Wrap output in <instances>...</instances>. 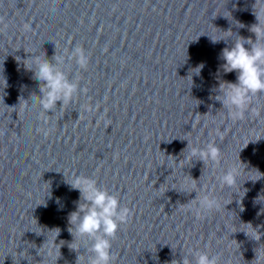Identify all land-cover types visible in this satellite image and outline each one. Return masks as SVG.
<instances>
[{
	"label": "water",
	"instance_id": "obj_1",
	"mask_svg": "<svg viewBox=\"0 0 264 264\" xmlns=\"http://www.w3.org/2000/svg\"><path fill=\"white\" fill-rule=\"evenodd\" d=\"M254 3L0 0L7 24H0V264H76L68 218L80 193L65 178L73 173L96 179L131 210L112 240L113 264H170L190 249L220 264H250L257 248L264 252V236L256 241L242 231L251 223L264 233V197L256 201L264 196L257 172L264 174V93L253 98L260 115L237 122L215 100L221 80L237 79L223 72L220 53L239 36L255 39ZM209 35L226 42L213 44ZM80 45L87 69L74 55ZM31 55H58L53 63L78 85L66 112L58 102L40 117L32 96L40 95L39 82L25 66ZM201 65L198 75L191 71ZM21 97L30 111H20ZM88 103L98 111L84 112ZM43 119L53 129L47 137L37 131ZM186 139L198 147L214 140L221 163H179ZM230 165L240 166L231 189L217 180ZM192 179L219 199V210L201 219L186 210L196 193L182 190ZM57 228L55 240L48 231ZM76 246L86 251L82 241Z\"/></svg>",
	"mask_w": 264,
	"mask_h": 264
},
{
	"label": "clouds",
	"instance_id": "obj_2",
	"mask_svg": "<svg viewBox=\"0 0 264 264\" xmlns=\"http://www.w3.org/2000/svg\"><path fill=\"white\" fill-rule=\"evenodd\" d=\"M253 14L257 23H254L249 31L255 35V39L239 36L234 45L225 47L219 56V59L224 61L221 65L224 73L233 71L237 73L236 82L225 80L219 82V87L216 89L218 94L215 96V100L222 104V109L226 110L227 118L233 122L243 120L246 115H260L259 109L253 106V98L264 93V0H255ZM0 24L7 27L3 17H0ZM23 27L25 30H31L30 24L26 23ZM222 32H231V30ZM210 40L213 44L221 40L226 42V39H217L212 35ZM246 44L250 45V48L245 47ZM74 55L81 68L87 69L90 64V56L85 47L83 45L76 47ZM53 60L58 63L60 57L54 55L52 59H47L31 55L25 63L28 70H34L33 78L39 82L40 95L33 93L32 96H35L43 109V112L40 113L41 118L53 111L58 102H61L60 107L66 112L79 90L77 84L70 82L66 75L58 70L57 63H53ZM202 67L203 65L191 71L198 75ZM188 78L192 80L191 75ZM84 91L87 92L88 89ZM18 106H20L21 112L26 109L30 111L34 107L29 103V98L24 97L20 98ZM98 109L99 106L94 109L91 103L83 105V111L87 113L98 111ZM19 114L18 112V116ZM82 118L83 115L80 114L78 120ZM44 125H49L48 119H43V124L37 131L47 137L53 129ZM216 132L222 139L223 132L220 129H217ZM187 141V147L182 150V153L186 152L187 155L179 163H182L183 160L193 161L196 159L203 161L206 166L209 162L214 166L221 163V149L214 140L208 142L204 147H198L197 144L194 145L191 141ZM257 172L259 179L264 176L258 170ZM239 176L240 166L230 165L226 171L217 177V180L221 187L231 189L237 186ZM65 178L71 188L80 193L79 200L75 202L76 210L71 212L68 218V231L74 237L70 248L77 252L76 264H113L112 240L116 238L120 226L128 222L132 215L131 210L121 204L119 196L112 194L107 188H101L98 181L90 176L73 173L71 179H68L66 175ZM195 181L193 180L190 186L182 190V192L189 194L196 193L194 199L183 205H186V210L192 212L197 219H201L205 214L219 210L220 203L212 192L207 191L205 187L198 186ZM261 197L264 196L257 197L256 201H260ZM261 214H264V209L258 213V215ZM244 225L249 226L250 230H242L249 238L260 241L261 237L264 236V233L259 232L251 223ZM48 232H57L56 240L60 234V229L57 228ZM37 234L41 233L37 232ZM78 241L83 242V248L86 250L83 253L80 252L82 247L76 246ZM255 251L256 258L250 264H264V252L261 251L260 247ZM48 254L51 255V249H49ZM189 255L195 256V264H220L218 256L195 249H190L181 259H173L170 264H193Z\"/></svg>",
	"mask_w": 264,
	"mask_h": 264
}]
</instances>
